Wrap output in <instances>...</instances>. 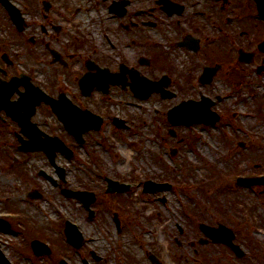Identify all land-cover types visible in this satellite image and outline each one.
Returning a JSON list of instances; mask_svg holds the SVG:
<instances>
[{"label": "rangeland", "instance_id": "rangeland-1", "mask_svg": "<svg viewBox=\"0 0 264 264\" xmlns=\"http://www.w3.org/2000/svg\"><path fill=\"white\" fill-rule=\"evenodd\" d=\"M250 15L253 28H248L254 33L263 25L257 15ZM242 25L216 33L217 43H208L206 54L197 57L182 49H166V56L154 59L149 79L168 77L174 98L153 95L145 100L135 98L129 87H116L106 96L96 91L83 97L72 83L77 69L67 71L61 81L62 71L42 59L40 47L15 40L8 31L4 38L10 39L16 60L11 73L30 74L45 92L65 93L81 108L104 118L101 130L85 134V144L79 145L48 107L39 109L34 121L73 150L72 160L57 157V165L65 169L63 180L44 153L19 151L20 129L2 114L0 217L14 223L10 231H0V243L11 262L152 264L150 255H155L160 264H264V185L250 188L237 180L264 174V53L257 50V37L264 41V31L244 34ZM98 29L91 31L95 40H99ZM252 41L255 44L249 50L255 58L250 64L239 62L235 45L247 47ZM118 51L130 52L122 47ZM115 60L102 63L115 66ZM217 62L221 68L213 82H198V75ZM139 69L149 76L145 68ZM202 96L215 101L212 109L221 116L216 125L175 127L169 123L171 107ZM114 118L125 120L127 128L116 127ZM41 171L52 180L42 177ZM106 177L129 184L130 190L107 194ZM148 181L168 183L170 188L144 193ZM36 189L42 197L30 199L28 193ZM64 189L95 193L93 217L78 200L64 196ZM116 213L121 218L120 232ZM66 221L76 224L84 237L78 250L65 239ZM201 223L231 228L234 243L245 257L237 258L224 244L203 245ZM34 241L48 244L52 254L34 256Z\"/></svg>", "mask_w": 264, "mask_h": 264}, {"label": "flooded vegetation", "instance_id": "flooded-vegetation-1", "mask_svg": "<svg viewBox=\"0 0 264 264\" xmlns=\"http://www.w3.org/2000/svg\"><path fill=\"white\" fill-rule=\"evenodd\" d=\"M7 1L17 10L19 20L13 19L0 0V83L21 75V72L11 73L16 60L10 39L4 38L9 30L15 40H26L27 45L40 47L42 59L62 71L58 74L61 81L66 79L67 71L77 69L72 83L79 90L80 79L87 74L95 75L100 69L123 74L128 80L134 72H141L139 67H143L149 71V76L145 75L151 77L155 67L153 61H157L154 59L166 56V49H182L196 57L203 52L206 54L208 43H217L218 32L228 30L234 24L240 28L242 23L244 34L255 35L258 29L264 31V19L260 17L257 0ZM250 14L257 15L259 25H263L254 33L248 28H253L249 23ZM97 27L99 40H95L91 32ZM208 31L214 33L209 35ZM257 40V50L264 53V47L263 50L259 47L264 41L260 36ZM253 44V41L247 47L236 44L238 59L239 51L252 52L249 49ZM144 46L149 50L143 51ZM119 47L130 52L122 54ZM114 58L118 59L113 61L115 66L102 63ZM216 65L221 68V63ZM262 69L258 67L259 72ZM116 87L110 85L109 94ZM49 95L58 97L53 93ZM70 98L79 106L73 97Z\"/></svg>", "mask_w": 264, "mask_h": 264}, {"label": "water", "instance_id": "water-1", "mask_svg": "<svg viewBox=\"0 0 264 264\" xmlns=\"http://www.w3.org/2000/svg\"><path fill=\"white\" fill-rule=\"evenodd\" d=\"M261 8H264L261 5ZM215 70L207 69L203 77L204 82H210L212 75ZM122 79L119 77H108L103 82L97 79H89L82 85L90 83L91 85H98L102 88H106L109 82L120 83ZM146 85V86H144ZM19 86L16 83V80H12L9 84L0 86V111L5 109L8 115H10L14 120L18 121L22 127V132L30 138L29 141L23 142L22 150L25 151H39L42 150L47 153L50 160L54 162L56 153L62 152L67 155L69 158L72 157V152L65 146V144L58 138H51L47 135H44L39 131L35 124L31 123V118L36 112L37 106L41 104L42 101H46L50 104L54 112L59 116L63 121L67 130L72 133L79 143H84L83 134L91 129L99 130L102 125V119L97 116H93L89 113H77L75 108L71 106L68 102L61 100L60 102L54 101L48 98L42 91L38 88H35L33 85H26V92L20 94V98L16 102H11L10 98L14 93L15 88ZM84 87V86H83ZM135 93L141 97H148L153 91H162L161 85L156 83L145 84L141 80H135V84L132 86ZM85 91V89H84ZM169 118L174 124H187L192 125L194 123H205V124H215L218 121V116L215 113L210 112V105L207 103H195L188 102L183 103L180 106L176 107L170 112ZM120 126H123V122L118 123ZM43 136L45 138H43ZM63 176V171H61ZM249 184L254 183H264V179L260 180H247L243 181ZM155 186L151 183L146 184V191H155V189H161V187L155 186L154 189H151L149 186ZM129 187L126 185H120L117 182L109 180V192L122 191L126 190ZM69 196H76L77 198L83 200L87 207L95 200L94 195L81 193V192H68L66 193ZM5 222L0 221V230L3 228L8 229L9 225H6ZM203 227V226H202ZM204 231L208 236H210L214 241L225 242L230 245L237 253L243 255L242 251L238 246L233 244L234 235L231 231L226 230L224 227L220 231L203 227ZM224 235V236H221ZM67 236L69 242L73 243L75 246L79 247L82 241V237L77 230L71 225H68ZM39 245L34 243V247L37 248ZM38 254L41 251H37ZM0 264H10L9 261L0 251ZM66 264V263H63Z\"/></svg>", "mask_w": 264, "mask_h": 264}, {"label": "bare ground", "instance_id": "bare-ground-1", "mask_svg": "<svg viewBox=\"0 0 264 264\" xmlns=\"http://www.w3.org/2000/svg\"><path fill=\"white\" fill-rule=\"evenodd\" d=\"M197 92H199V94H200V91L199 90H196ZM2 248V247H1ZM6 255H7V253H6Z\"/></svg>", "mask_w": 264, "mask_h": 264}]
</instances>
